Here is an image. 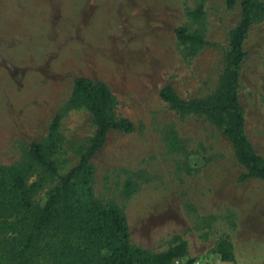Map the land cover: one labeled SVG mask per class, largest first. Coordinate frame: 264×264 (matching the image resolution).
<instances>
[{
    "label": "rangeland",
    "instance_id": "rangeland-1",
    "mask_svg": "<svg viewBox=\"0 0 264 264\" xmlns=\"http://www.w3.org/2000/svg\"><path fill=\"white\" fill-rule=\"evenodd\" d=\"M240 19V0H0V168L26 171L31 142L50 138L58 175L76 166L96 127L69 106L73 81L102 82L113 114L134 128L107 133L90 160L91 194L124 215L131 245L152 257L135 264L168 254L264 264V182L239 181L246 170L216 120L159 96L164 87L184 102L216 96ZM177 29L205 44L180 41ZM243 44L236 94L264 160V13ZM38 181L33 199L43 205L58 178L33 168L27 182Z\"/></svg>",
    "mask_w": 264,
    "mask_h": 264
},
{
    "label": "trees",
    "instance_id": "trees-1",
    "mask_svg": "<svg viewBox=\"0 0 264 264\" xmlns=\"http://www.w3.org/2000/svg\"><path fill=\"white\" fill-rule=\"evenodd\" d=\"M233 1L229 2L231 6ZM241 19L230 34L225 83L216 96L205 101L184 102L170 87L159 96L172 108L204 113L216 120L222 134L232 144L237 161L245 168L239 181L258 179L264 182V160L256 153L244 133V116L236 94L238 69L245 57L244 39L255 16L264 13V5L256 0H240ZM201 9L195 17L201 15ZM182 42L205 44L197 35L184 29L175 31ZM69 106L83 107L96 127L78 164L65 175H58L50 156L53 138L46 144L31 142L26 171L0 168V264H135L149 262L152 257L134 248L126 218L115 207H105L91 194L90 160L102 148L109 131L129 133L134 125L130 119L116 118L113 97L102 82L85 77L75 78ZM59 117L52 122L55 131ZM33 168L47 177L58 178L43 205L33 199L40 181L28 184ZM83 194L82 203L75 201V186ZM80 204H78V203ZM175 254L155 257L158 264L169 263Z\"/></svg>",
    "mask_w": 264,
    "mask_h": 264
},
{
    "label": "built area",
    "instance_id": "built-area-1",
    "mask_svg": "<svg viewBox=\"0 0 264 264\" xmlns=\"http://www.w3.org/2000/svg\"><path fill=\"white\" fill-rule=\"evenodd\" d=\"M172 264H212L211 260L209 259H175L173 260Z\"/></svg>",
    "mask_w": 264,
    "mask_h": 264
}]
</instances>
